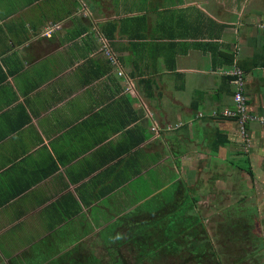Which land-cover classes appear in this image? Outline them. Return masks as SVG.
I'll return each instance as SVG.
<instances>
[{
  "label": "crops",
  "instance_id": "0c3cea01",
  "mask_svg": "<svg viewBox=\"0 0 264 264\" xmlns=\"http://www.w3.org/2000/svg\"><path fill=\"white\" fill-rule=\"evenodd\" d=\"M233 65L264 116V0H0V264L82 263L199 198L234 164Z\"/></svg>",
  "mask_w": 264,
  "mask_h": 264
},
{
  "label": "rangeland",
  "instance_id": "374dc122",
  "mask_svg": "<svg viewBox=\"0 0 264 264\" xmlns=\"http://www.w3.org/2000/svg\"><path fill=\"white\" fill-rule=\"evenodd\" d=\"M240 129L235 123V164L226 163V171L218 167L210 179L201 175L199 198L193 205L185 201L182 215L163 229L152 226L167 222L179 209L170 186L157 195L158 202L154 198L145 205L161 204L150 210L149 217L157 220L145 233L134 232L143 227L122 232L120 245L105 240L103 248H90L92 256L78 264H264V125L253 122ZM245 165L251 167L253 178L243 170Z\"/></svg>",
  "mask_w": 264,
  "mask_h": 264
},
{
  "label": "built area",
  "instance_id": "2783aa9c",
  "mask_svg": "<svg viewBox=\"0 0 264 264\" xmlns=\"http://www.w3.org/2000/svg\"><path fill=\"white\" fill-rule=\"evenodd\" d=\"M101 50L104 56L109 58L111 62H115L105 43ZM226 75L231 77L230 84L233 88L232 106L214 112L211 117L213 119L233 121L241 127V131H243L247 123L259 122L264 125V116L254 115L249 109L248 98L245 92V75L241 68L233 65L231 71L227 72Z\"/></svg>",
  "mask_w": 264,
  "mask_h": 264
},
{
  "label": "trees",
  "instance_id": "16d2710c",
  "mask_svg": "<svg viewBox=\"0 0 264 264\" xmlns=\"http://www.w3.org/2000/svg\"><path fill=\"white\" fill-rule=\"evenodd\" d=\"M235 164V163H234ZM240 167V166H239ZM243 170L249 175V177H251V178H253V172H252V170H251V167L249 166V165H245V166H243ZM187 197H189V196H187V194L185 193L184 194V196H183V198H179L178 199V206H179V209H178V211H174L173 213H172V215L169 217V220L167 221V222H165V223H163V222H161V223H158V224H154V225H152V226H159L160 225V228L161 229H163V228H165V226L168 224V222H170V223H172V221H173V218L174 217H177V216H180V215H182L183 214V212H181V209H182V205H184V203H185V201H189V202H191L190 204H192L193 205V203L196 201V199H194V198H192V197H189L190 198V200L189 199H186ZM157 219H154V222L156 221ZM149 223H145V222H140V223H138V224H136V228H138V227H143V231L142 232H136V231H134L135 233H137V234H143V233H145V231H146V226H149L148 225ZM164 225V226H163ZM163 227V228H162ZM160 229V230H161ZM130 232H132V231H130ZM133 238L135 239V234H133ZM139 238V237H138ZM140 247V246H139ZM199 248H201V247H199ZM195 249V248H194ZM204 250V249H203Z\"/></svg>",
  "mask_w": 264,
  "mask_h": 264
}]
</instances>
